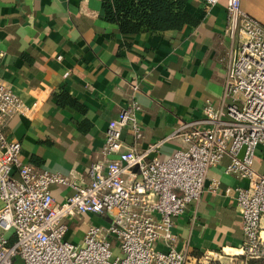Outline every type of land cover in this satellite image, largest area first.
<instances>
[{
  "label": "crops",
  "instance_id": "1",
  "mask_svg": "<svg viewBox=\"0 0 264 264\" xmlns=\"http://www.w3.org/2000/svg\"><path fill=\"white\" fill-rule=\"evenodd\" d=\"M227 2L209 6L190 0L198 26L125 35L106 18L104 0H0V80L28 108L6 130L21 142L22 159L87 185L90 165L102 158L109 121L132 100L141 105L137 115L144 134L136 143L127 128L123 140L139 151L183 120L200 117L208 102L219 106L230 45ZM241 3L264 24V0ZM63 93L76 104L61 105ZM178 147L180 140L169 142L160 154L167 157ZM229 161L225 157L209 170L200 202L176 219L175 246L190 256L242 242L235 188L247 182L226 172ZM255 164L264 170V149ZM51 190L57 202L74 193L71 185ZM69 223L68 237L77 242L90 225H106L107 219L90 214Z\"/></svg>",
  "mask_w": 264,
  "mask_h": 264
},
{
  "label": "built area",
  "instance_id": "2",
  "mask_svg": "<svg viewBox=\"0 0 264 264\" xmlns=\"http://www.w3.org/2000/svg\"><path fill=\"white\" fill-rule=\"evenodd\" d=\"M205 1L211 6L219 0ZM241 4L227 2L230 45L220 105L208 102L200 117L183 120L169 135L139 151L135 146L144 134L137 115L141 105L132 100L109 121L102 158L90 165L87 185L78 186L22 159L21 142L9 138L6 130L11 118L28 108L0 80V264H16L18 258L23 264L264 261V170L255 164L264 149V24ZM127 128L136 142L130 148L123 140ZM175 140L180 147L162 157V146ZM225 157L230 159L226 172L247 182L235 188L242 242L236 248L223 246L190 256L175 246L176 219L200 202L209 170ZM55 184L71 185L74 193L57 202L51 190ZM90 214L105 217L107 224H92L83 240L71 241L69 222Z\"/></svg>",
  "mask_w": 264,
  "mask_h": 264
},
{
  "label": "trees",
  "instance_id": "3",
  "mask_svg": "<svg viewBox=\"0 0 264 264\" xmlns=\"http://www.w3.org/2000/svg\"><path fill=\"white\" fill-rule=\"evenodd\" d=\"M104 8L106 18L117 23L125 35L181 30L187 25L200 24V19L190 10V0H104ZM58 97L61 105L76 104L66 93ZM249 264H264V261L251 260Z\"/></svg>",
  "mask_w": 264,
  "mask_h": 264
},
{
  "label": "rangeland",
  "instance_id": "4",
  "mask_svg": "<svg viewBox=\"0 0 264 264\" xmlns=\"http://www.w3.org/2000/svg\"><path fill=\"white\" fill-rule=\"evenodd\" d=\"M0 232H2L1 229H0ZM78 238H80L81 240H83V237H81V236H78ZM77 242H80V241H77ZM113 247H115V252L118 253V251H119V248H118L119 245L117 244V242H115V240H113ZM16 264H23L21 258H18Z\"/></svg>",
  "mask_w": 264,
  "mask_h": 264
}]
</instances>
